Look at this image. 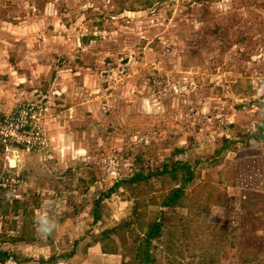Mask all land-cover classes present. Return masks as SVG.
I'll return each mask as SVG.
<instances>
[{
  "label": "rangeland",
  "instance_id": "obj_1",
  "mask_svg": "<svg viewBox=\"0 0 264 264\" xmlns=\"http://www.w3.org/2000/svg\"><path fill=\"white\" fill-rule=\"evenodd\" d=\"M130 1L0 0V178L18 181L0 195L55 208L59 227L56 239L54 230L8 249L23 216L0 214V257L74 264L79 250L83 264H144L140 238L156 220L171 253L162 264H213L220 246L232 249L230 264H264V243L243 255L246 236L264 240V139L254 138L264 120V0H166L119 13ZM233 141L200 173L224 179L233 208L149 207L122 183L137 155L159 169L211 160ZM243 149L261 152L245 159ZM232 165L234 179L224 175ZM148 210L120 242L115 228Z\"/></svg>",
  "mask_w": 264,
  "mask_h": 264
},
{
  "label": "trees",
  "instance_id": "obj_2",
  "mask_svg": "<svg viewBox=\"0 0 264 264\" xmlns=\"http://www.w3.org/2000/svg\"><path fill=\"white\" fill-rule=\"evenodd\" d=\"M166 0H132L125 7L124 4H118V12L126 10H145L153 7L155 4H160ZM241 80L232 84L235 90ZM245 95L249 94L243 90ZM264 112V105L262 106ZM260 131L254 136L255 142L259 143L264 139V120L262 121ZM235 146L234 141L228 142L221 147L216 148L214 157L210 160L198 159L193 162L175 160L170 164H163L159 169H152L149 162L144 156L137 155L133 161V171L131 175L125 178L122 183L129 184L131 199H145L149 207L157 208H189L202 213H208L212 207L219 208H233L234 198L227 195L224 185V179H219L218 184H210L201 179L200 173L204 165L213 163L219 165L224 158V155ZM259 152L256 150L243 149L242 157L249 158L254 155L258 156ZM14 171V170H10ZM236 170L234 165L230 166L224 171L227 178L234 179ZM118 185V184H116ZM21 212L23 216L22 232L19 238H9L11 242H29L38 240L39 237L35 235L36 220L34 221V214L31 210H27L22 202L18 200H9L5 195H0V214L4 217L8 214L16 215ZM151 210L144 212H134L130 219L123 222L120 226L115 228V236L123 244L129 233L135 232V223L137 220H145ZM159 222H147L146 227L149 230L156 231ZM4 239V240H5ZM3 240V239H2ZM264 240L255 236H246L243 240V255L249 256L251 251H257Z\"/></svg>",
  "mask_w": 264,
  "mask_h": 264
},
{
  "label": "bare ground",
  "instance_id": "obj_3",
  "mask_svg": "<svg viewBox=\"0 0 264 264\" xmlns=\"http://www.w3.org/2000/svg\"><path fill=\"white\" fill-rule=\"evenodd\" d=\"M13 165V162H12ZM158 246V250H154ZM139 260L144 264H162L171 253L167 249L166 240L156 231L144 230L139 243ZM233 251L230 247L220 246L217 250L216 261L213 264H230Z\"/></svg>",
  "mask_w": 264,
  "mask_h": 264
},
{
  "label": "crops",
  "instance_id": "obj_4",
  "mask_svg": "<svg viewBox=\"0 0 264 264\" xmlns=\"http://www.w3.org/2000/svg\"><path fill=\"white\" fill-rule=\"evenodd\" d=\"M146 0H142V2H145ZM206 1H209V2H211L210 0H206ZM216 1H219V0H216ZM125 10V9H124ZM127 11H129V10H127ZM135 10H133V12H134ZM137 11H140V10H137ZM129 12H131V11H129ZM255 157H258V156H255ZM249 158H254V156H252V157H249ZM0 168H2V171L3 170H7V166H6V164L5 163H3L1 166H0ZM79 168V165L78 166H75L74 168H70V169H68L67 170V172H68V174L70 175V176H73L75 173H76V171H77V169ZM10 170V169H9ZM235 170H236V172H237V168L235 167ZM38 201H40V200H38ZM38 201H36V202H34V204L32 203V205L31 206H33L32 207V209H30V208H27V207H25L27 210H31L32 212H33V214H34V221L36 220V218H37V216H38V213H39V210H40V213L41 212H43V211H47V213H48V215L51 217V218H53L52 216L53 215H55V208L53 209V207L52 208H45V206H44V208H39L37 205L38 204H40V202H38ZM53 205H55V204H53ZM25 206V205H24ZM41 207H42V205H41ZM39 209V210H38ZM54 211V212H53ZM58 226L61 224L60 222H62L61 220H60V218H58ZM60 223V224H59ZM61 226V225H60ZM35 227V229H36V231H35V235L37 236V235H40V233H38V231H37V226H34ZM59 228V227H58ZM58 228H57V230H56V232L54 233V239H56V236L58 235L57 234V232H58ZM21 230V229H20ZM21 233V232H20ZM5 238H6V236H5ZM9 238H11V237H9ZM37 242H39V240L37 241ZM32 243H34L33 241H29V242H24V241H19V242H11L10 240H7V239H5L4 241H3V245H5V246H8V249H15V248H17V247H19V248H25L26 246H27V244H32ZM78 251L79 250H76V252H75V254H73L70 258H69V262L70 263H74V264H83V261H84V263H85V260H86V258L85 259H83V260H81V258H82V256L81 255H79V253H78ZM101 256H105L106 257V255H101ZM100 258V255H97V258ZM95 258L96 257H94L93 256V258H91V260H92V262L93 261H96L95 260ZM0 264H30L29 262L28 263H20V262H18L16 259H15V257H4V256H2V257H0Z\"/></svg>",
  "mask_w": 264,
  "mask_h": 264
},
{
  "label": "clouds",
  "instance_id": "obj_5",
  "mask_svg": "<svg viewBox=\"0 0 264 264\" xmlns=\"http://www.w3.org/2000/svg\"><path fill=\"white\" fill-rule=\"evenodd\" d=\"M36 224L38 233L42 235H49L56 228V220L51 218L47 211H43L37 216Z\"/></svg>",
  "mask_w": 264,
  "mask_h": 264
},
{
  "label": "built area",
  "instance_id": "obj_6",
  "mask_svg": "<svg viewBox=\"0 0 264 264\" xmlns=\"http://www.w3.org/2000/svg\"><path fill=\"white\" fill-rule=\"evenodd\" d=\"M18 135V134H17ZM16 135V136H17ZM21 137V136H20ZM16 144H20V143H23V140H22V137L21 138H17L15 137V141H14ZM13 162V169H15L14 165H15V161H11ZM12 169V168H11ZM12 169V170H13ZM18 182V181H12L10 180L7 176L5 177H1L0 178V191L2 192H8L10 193V190L14 189V186L16 185L15 183ZM16 190H18L16 188Z\"/></svg>",
  "mask_w": 264,
  "mask_h": 264
}]
</instances>
